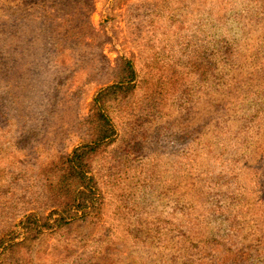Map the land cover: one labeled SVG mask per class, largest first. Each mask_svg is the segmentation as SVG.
<instances>
[{
  "label": "rangeland",
  "instance_id": "obj_1",
  "mask_svg": "<svg viewBox=\"0 0 264 264\" xmlns=\"http://www.w3.org/2000/svg\"><path fill=\"white\" fill-rule=\"evenodd\" d=\"M6 1L0 52L17 62L12 72L0 67V111L8 118L0 114L7 122L0 190L9 172L25 174L12 198L23 190L25 199L30 191L48 200V182L60 176L54 170L46 182L42 171L80 145L82 121L113 84L119 58L132 59L143 79L160 78L180 59L179 81H192L195 91L188 104L174 96L141 104L137 94L132 109L115 114L117 140L90 161L104 198L101 219L70 237L46 235L14 259L264 264V0ZM155 56L162 61L146 65ZM195 57L197 70L206 59L212 68L211 80L197 86L198 72L191 78V60L183 62ZM30 132L36 140L15 148ZM7 200L0 232L10 220L1 217Z\"/></svg>",
  "mask_w": 264,
  "mask_h": 264
},
{
  "label": "trees",
  "instance_id": "obj_2",
  "mask_svg": "<svg viewBox=\"0 0 264 264\" xmlns=\"http://www.w3.org/2000/svg\"><path fill=\"white\" fill-rule=\"evenodd\" d=\"M5 1L0 0V15H3L0 16V29L3 25L2 19L9 17L6 10L1 14V9L7 2ZM18 23L20 21H16L15 25L17 26ZM18 26L25 28L26 25L19 24ZM0 58V67L12 72L17 58L8 55L6 52H0ZM150 59L152 62L147 61L146 65H156L157 62L162 61L156 56ZM176 60L172 64L166 63V74L164 73L160 78L156 76V78L143 79L132 59L119 58L113 72V84L103 88L95 95L88 115L82 121L84 136L80 145L70 154L62 156L56 161H50L46 169L42 171L41 176L46 179V182L52 180L54 170L62 180L59 178L57 184L48 182L46 189L48 200L45 197L42 199L41 196L31 199L29 197L30 191L25 199L23 190L19 196L12 198V190L23 186L25 174L15 171L7 174L8 186L6 188L8 189L0 190V203L8 199L6 206H4L5 209H2L1 217H4L6 222L8 215L10 220L9 223L5 224L3 232H0V264H23L20 260L14 259L16 251L23 246L30 248V245L33 246L46 235H68L70 237L75 233L78 226L97 222L101 219L104 210V198L96 179L90 172V161L115 143L118 138V130L113 116L122 112L126 107L132 109L135 106L134 99L137 94L138 102L141 104L157 100L166 102L173 96L178 102L183 101L184 104L191 102L190 92H192L193 87L187 86L192 85V81L188 85L179 81L178 77L181 73L177 67L180 63L177 62L180 59ZM187 60H191L187 70L191 78L194 76L193 69L198 72L196 78L194 76L196 86L197 82L202 79L211 80L209 75L212 68H210L208 59L204 60V63H200L198 70L194 64L197 61L196 57L193 59L186 58L183 62ZM149 86L152 88L150 89ZM194 92H192V97ZM178 102L176 103L178 104ZM195 104L193 98L192 107ZM3 110L6 109H1L0 114L5 121L8 118L7 113ZM5 123L0 119V124ZM36 137L38 134L35 132L27 133L26 136L18 138L14 147L24 150L36 140ZM1 153L3 150L0 148ZM74 227L76 228L74 229Z\"/></svg>",
  "mask_w": 264,
  "mask_h": 264
}]
</instances>
